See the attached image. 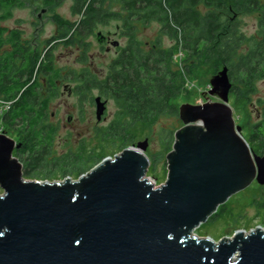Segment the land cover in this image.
Returning a JSON list of instances; mask_svg holds the SVG:
<instances>
[{
    "label": "water",
    "instance_id": "obj_1",
    "mask_svg": "<svg viewBox=\"0 0 264 264\" xmlns=\"http://www.w3.org/2000/svg\"><path fill=\"white\" fill-rule=\"evenodd\" d=\"M210 85L219 102L178 109L183 127L158 188L147 140L75 181L40 182L23 177L14 141L0 134V264H264L260 227L218 242L194 234L234 195L264 186V157L252 155L228 105V69Z\"/></svg>",
    "mask_w": 264,
    "mask_h": 264
},
{
    "label": "trees",
    "instance_id": "obj_2",
    "mask_svg": "<svg viewBox=\"0 0 264 264\" xmlns=\"http://www.w3.org/2000/svg\"><path fill=\"white\" fill-rule=\"evenodd\" d=\"M42 4L55 8L59 0H42ZM23 7V0H0V101L8 106L1 117L10 130L23 124V128L30 126L29 134L39 138L44 134L34 133V129L45 116L47 102L40 100V85L32 80L38 72L52 75L48 90L54 93V81L60 78V72L47 64L39 66L52 63L51 56L23 42L17 30L3 26L12 19L13 11ZM71 13L79 21L67 28L57 23L56 44L62 41L67 47L82 49L78 59L81 63L87 60V40L100 26L116 22L120 37L126 39L102 79L86 72L75 87L78 93L96 91L117 104V118L102 139L116 150L133 144L135 137L129 134L133 128L161 119L180 122L172 101L183 88L184 76L191 75L197 62L221 64L234 82L251 87V80L264 79V0H73ZM253 13L257 15V30L253 37H246L239 20ZM153 23L159 26L160 37L145 50L134 38L135 32ZM163 37L172 42L170 47L162 46ZM177 54L180 68L175 65ZM235 93L239 96L238 89ZM177 129L162 130L160 143L164 152L171 151ZM53 136L45 135V146H51ZM31 147L37 149L34 144ZM102 157L92 158L80 165L82 168L78 166L76 177ZM159 159V155L152 158L150 171H154ZM32 164L37 167L33 161ZM222 213L221 209L216 214ZM216 214L208 224L218 220Z\"/></svg>",
    "mask_w": 264,
    "mask_h": 264
},
{
    "label": "rangeland",
    "instance_id": "obj_3",
    "mask_svg": "<svg viewBox=\"0 0 264 264\" xmlns=\"http://www.w3.org/2000/svg\"><path fill=\"white\" fill-rule=\"evenodd\" d=\"M23 2L24 7L13 11L12 19L4 23L3 26L9 29L22 30L26 36L30 37L36 36L35 34L39 33L40 43H43L53 36L58 30V24L67 28L70 23L79 21V18L74 17L71 13L73 0H59V4L52 9L53 13L44 15L41 20L38 16L41 14V9H44L42 0H23ZM239 21L241 30L245 36L253 37L257 30V15L253 13L252 15L242 17ZM116 27V22H110L106 27L100 26L96 32H101L103 35L107 32L116 33ZM159 35V26L153 23L144 28L140 27L135 32L134 38L143 45L145 50H148L149 46L158 40ZM115 42L118 43V46L113 47L111 45L113 48L106 52L97 47L98 43L95 41V36L93 39L91 38L89 40L90 47L87 53V60L84 62L87 65L79 64V56L75 48L65 46L62 41L59 44H55L52 47L55 65L57 68H62L63 73H67V79L64 80L61 87H58V93H65L64 86L69 85L74 87L71 83V75H68L70 72L77 74L87 70L93 76H97L98 78L100 76L104 77L110 62L117 56L119 50L126 45V39L120 37V35ZM161 42L164 48L172 45V42L164 37L161 39ZM175 57V65L180 68L179 54ZM86 67L87 69H84ZM223 68V65L217 63L206 64L197 62L196 67L191 69V75L184 76L183 88L178 97L176 96L172 101V104L177 109H180L184 105L199 106L209 102H219L216 96H211L207 92L211 89V79L222 72ZM229 78L234 92L229 97L228 105L232 109L233 118L236 121L237 127L241 128L243 140L247 143V147H251L254 144V140L249 141L251 131L255 126L264 125V79L257 77L251 80L253 84L251 87L244 83L234 82L230 76ZM235 89H238L239 96L235 93ZM92 93L94 96L97 95L96 91ZM203 94L205 97H203ZM64 101L67 107H63ZM3 103L0 101V134L5 133L6 137L8 136V138L15 141L17 140L16 132L10 130L2 122L1 116L7 110L6 104ZM78 104L79 102L76 98L68 99L67 97L58 98L51 103L50 111L56 114L59 112L58 115L62 120L59 124L60 129L54 135L51 146H38L37 149L33 148L29 150V156H31V160L38 168L35 171L36 176L34 178H25L26 180L60 182L70 177L75 181L99 163L101 164L103 160L113 159L114 156L120 154L124 149L136 146L138 143L147 140L148 148L145 155L149 159L150 165L153 157H158V155L160 157L158 162L155 163L154 171H150L151 168L149 166L147 178L150 179L156 188L165 183L167 177L166 156L171 151L169 153L163 151L160 136L164 129H181L183 124H180V119L179 123H176L172 119H161L150 125L133 128L129 130V134L135 137L133 144L128 145L127 148L116 150V147H112L108 141L100 140L101 138H98V134L93 129L90 132L88 129H85L86 131L84 130L78 133V131H72L68 128L69 125L65 122L66 118L62 116L68 113L69 110L70 115L75 119H81L83 115L86 123H90V127L96 123L95 108L91 107L88 102L82 107H78ZM105 113L106 122L100 125L103 131L116 120L118 114L117 104L111 100ZM80 125L84 126L85 124ZM91 151H97L96 153L100 151V155L97 158L103 157L99 159L97 164L87 167L83 174L76 177L78 167L75 166V161L83 153L87 155ZM79 167L82 168L81 166ZM2 194L3 191L0 189V195ZM223 206L217 210L220 211L222 209L223 211L222 214H216L218 220H215V222L210 221L209 224L207 222L196 229L195 234L199 238H211L214 242H218L224 238H231L236 231L241 230L248 233L257 227L264 229V187H259L257 184L252 183L247 189L230 198Z\"/></svg>",
    "mask_w": 264,
    "mask_h": 264
},
{
    "label": "flooded vegetation",
    "instance_id": "obj_4",
    "mask_svg": "<svg viewBox=\"0 0 264 264\" xmlns=\"http://www.w3.org/2000/svg\"><path fill=\"white\" fill-rule=\"evenodd\" d=\"M43 5V4H42ZM54 8V6H44V9H41V14H39L38 18L41 20L43 19L44 15H48L53 13L52 9ZM17 30L20 34H21V39L23 42L30 44L31 46H33L34 49H40L45 53L49 54V56H51V62L52 63H39V66H42V64H47V66H49V68L52 70H59L60 74V78H57V80L54 81V93H50L48 88L49 85L51 84V79L50 77H52V75L46 76L43 75V73L38 72L37 75H35V77L33 78L32 82L33 83H38L40 85L39 92H40V100H43L44 102L46 101V106L47 109L44 113L45 116H43V118L40 119V125L38 128L34 129V133L37 132H42V137L36 138L35 136H32L31 134H29V127L30 126H26V128H23V124L18 125L14 130L11 129L12 131L16 132L17 135V140H12L14 141L13 143H15L16 145V149L13 151V156L14 158H16L18 160V162L21 164L22 166V175L24 178H32L34 176H36L35 171L37 170L38 166H34L32 164V160H31V156L30 155V149L32 148L31 146L36 145V148L39 146H45V143H47L45 141V135L46 134H52L55 135L57 133V131L60 129L59 128V124L62 122V120L60 119L58 113L56 114L53 111H50V107H51V103L55 100H57L58 98H65L67 97L68 99H72V98H76L77 101L79 102V104L77 105L78 107H82L86 102H88L91 107L95 108V119H96V99L99 97L101 98L100 100L102 102H105V106H106V110H107V106L108 104L111 102L112 99L109 98H105L101 95L98 94L94 96L93 93L92 94H87V93H78L76 91V86L78 84H80L79 82L82 81V76L84 75V73H90V71L84 70L75 74L73 72H70L68 75H71V83L74 85V87H71L69 85L64 86V90L65 93H58L59 88L61 87L64 83V80L67 79V73H63L62 72V68L60 67H56L55 62L53 60V48L54 45L57 43V32H55L53 34V36H51V38H48L46 41H44L43 43H40L39 41V33L35 34L36 36L30 37V36H26L25 33L22 30L19 29H15ZM120 31H119V26L117 25L116 27V33H106V34H102L101 32H94L93 36H91L87 42H89V40L95 36V41L96 43H98V48L100 50L106 51L108 52L109 50H111V45L112 43L115 42V40H117V37L119 36ZM101 35V36H99ZM77 50L78 56L79 54H81L82 49L80 50L79 48H75ZM80 57H78L79 59ZM80 65H87L86 63H81L79 62ZM84 69H87L84 68ZM100 79H102L103 77H99ZM71 87V88H70ZM234 89L233 87L231 88V91L229 93V97L231 94H233ZM113 101V100H112ZM61 102V101H58ZM63 102V101H62ZM85 102V103H83ZM114 102V101H113ZM61 106V105H60ZM7 110H8V106ZM63 107H67V105L65 104V101L63 103ZM6 110V111H7ZM105 110V112H106ZM6 111L4 114H6ZM70 110L68 111V113L63 114L64 118H66V123L69 125L68 128H70V130L72 131H78V133H80V131H84L85 129H88V131L90 132L91 129L95 130L96 133L98 134V138H101L100 140L103 139V134L104 131L101 130L100 125L104 124L106 122V113L104 114V116L102 117L101 121H97L96 119V123L94 124V126L90 127V123H86L84 116H81L80 118L75 119L72 115H70ZM83 113V112H81ZM57 117V119H56ZM260 118V115H259ZM80 124H87L86 126H81ZM235 125H236V121H235ZM237 127V125H236ZM258 126H255L253 128V130L251 131V136L249 138V141H253L254 140V144L249 147V149L251 150V153L253 156L257 157V158H263L264 157V125H261L258 127L259 129V133H256L255 128H257ZM65 128V127H63ZM241 129V128H240ZM86 131V130H85ZM88 132V133H89ZM242 133V131H241ZM258 134V139L256 137V134ZM5 134V133H2ZM6 135V134H5ZM253 136V137H252ZM8 137V136H7ZM54 137V136H53ZM10 139V138H9ZM259 140V141H258ZM103 141V140H102ZM101 141V142H102ZM36 142V143H35ZM19 147V148H17ZM97 151H91L88 152L87 155L85 153H83L78 159V164L75 163V166L78 167L84 163L89 162L92 158L96 159L99 155H100V151L98 153H96ZM89 155V156H88ZM74 166V167H75ZM79 171V167L78 170ZM253 184H257L256 182H253ZM258 185V184H257ZM259 186V185H258ZM259 187H264V186H259Z\"/></svg>",
    "mask_w": 264,
    "mask_h": 264
},
{
    "label": "bare ground",
    "instance_id": "obj_5",
    "mask_svg": "<svg viewBox=\"0 0 264 264\" xmlns=\"http://www.w3.org/2000/svg\"><path fill=\"white\" fill-rule=\"evenodd\" d=\"M195 234V233H194Z\"/></svg>",
    "mask_w": 264,
    "mask_h": 264
}]
</instances>
